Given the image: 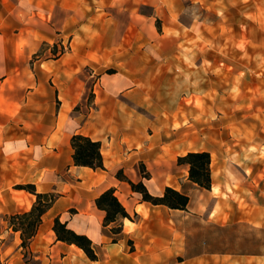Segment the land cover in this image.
Masks as SVG:
<instances>
[{"label":"rangeland","instance_id":"374dc122","mask_svg":"<svg viewBox=\"0 0 264 264\" xmlns=\"http://www.w3.org/2000/svg\"><path fill=\"white\" fill-rule=\"evenodd\" d=\"M80 32L92 35L97 52L121 39V55L85 69L92 83L141 66L139 75L155 84L159 97L143 109L154 119L145 144L175 148L179 185L190 197L186 211L153 209L144 221L131 214L115 252L96 244L98 264H264V0H0V35H31V79L46 86L31 111L47 92L48 135L63 105L55 101V61ZM78 85L70 92L85 101L70 106L72 126L95 107L94 88ZM187 151L211 154V190L190 181L189 166L179 163ZM139 169L151 175L143 162ZM6 226L10 216L0 218V235Z\"/></svg>","mask_w":264,"mask_h":264},{"label":"crops","instance_id":"0c3cea01","mask_svg":"<svg viewBox=\"0 0 264 264\" xmlns=\"http://www.w3.org/2000/svg\"><path fill=\"white\" fill-rule=\"evenodd\" d=\"M91 40L90 33H77L72 38L71 51L55 61V84L59 91L55 101L63 105L58 112L55 108L54 130L48 135V125L42 123L48 120L47 92H39L43 102L40 99L38 112L31 111L37 89L46 90L44 82L33 83L31 79V35H0V218L29 212L34 206L36 196L17 189L19 185L32 184L38 193L60 196L44 216L27 250L28 258L21 247V234L6 226V232L0 235V264L100 263L90 261L76 246L57 240L53 230L57 217L68 222L77 233L90 237L94 246L99 244L115 252L118 243H111L110 228L104 227L105 213L95 204L103 192L114 188L128 212L139 215L142 221L148 212L155 211L153 209L159 212L168 209L143 202L128 182L117 179L121 170L135 183L144 181L153 195H162L167 187L182 192L175 170L180 154L173 146L151 150L145 144V128L151 127L154 119L149 123L143 109L155 104L159 97L157 87L139 75L143 71L141 66H125L115 75H101L92 83L93 75L85 69L94 59L121 55V39L115 35L109 47L100 45V52L91 47ZM21 41L23 47H19ZM77 82L80 88L86 89L89 85L94 88L95 107L83 108L87 113L84 121L72 126L73 123L68 122L70 106L85 101L84 97L70 92ZM54 94L56 96V91ZM32 120L39 121L40 128L36 131L25 124H15ZM75 134L101 143L104 170L75 166L71 145ZM140 162L147 165L150 179H143ZM70 210L75 213L70 215ZM125 222L123 220L124 225Z\"/></svg>","mask_w":264,"mask_h":264},{"label":"trees","instance_id":"16d2710c","mask_svg":"<svg viewBox=\"0 0 264 264\" xmlns=\"http://www.w3.org/2000/svg\"><path fill=\"white\" fill-rule=\"evenodd\" d=\"M71 145L74 150L73 160L75 166L93 170L105 169L100 142H95L81 134H75L71 139ZM179 163L189 166V179L191 182L204 190H211L213 185L212 156L209 152H189L179 158ZM150 177V174L143 175V179H150ZM117 179L128 182L132 190L141 195L142 201L152 206L186 211L190 204L188 195L171 187H167L162 195H153L144 181L135 183L129 180L122 170L117 173ZM17 189L34 194L37 198L29 212L10 216V228L14 232L21 234V247L25 250L26 258H28L27 250L43 224L44 216L53 208L60 196L56 193H38L35 185L32 184L19 185ZM95 204L100 211L105 213L104 227L110 228L112 243L117 244L120 241V237L123 236V220L132 221L131 214L116 195L114 188L103 192L96 199ZM53 230L58 241L76 246L92 262L99 261L92 239L71 229L68 222H62L57 217Z\"/></svg>","mask_w":264,"mask_h":264},{"label":"bare ground","instance_id":"6f19581e","mask_svg":"<svg viewBox=\"0 0 264 264\" xmlns=\"http://www.w3.org/2000/svg\"><path fill=\"white\" fill-rule=\"evenodd\" d=\"M126 221H128V220H126ZM129 222V221H128Z\"/></svg>","mask_w":264,"mask_h":264}]
</instances>
